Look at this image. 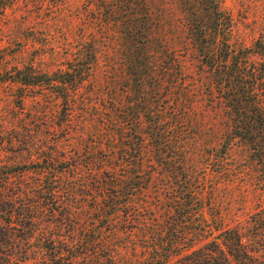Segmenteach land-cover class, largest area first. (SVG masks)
<instances>
[{
  "label": "trees",
  "instance_id": "16d2710c",
  "mask_svg": "<svg viewBox=\"0 0 264 264\" xmlns=\"http://www.w3.org/2000/svg\"><path fill=\"white\" fill-rule=\"evenodd\" d=\"M20 2L0 0V8ZM95 2L97 9L85 11L89 34L64 69L48 75L0 60V86L15 87L14 102L55 100L68 117L101 70L103 36L95 28L119 39L123 71L108 60L112 107L102 121V153L88 158L95 167L78 163L80 154L43 156L42 176L32 183L0 165V264H264V203L246 225L231 227L210 181L233 182L229 156L239 148L264 200V34L236 46L223 0H182V41L166 27L164 41H156L150 0ZM82 198L87 207H78Z\"/></svg>",
  "mask_w": 264,
  "mask_h": 264
},
{
  "label": "rangeland",
  "instance_id": "374dc122",
  "mask_svg": "<svg viewBox=\"0 0 264 264\" xmlns=\"http://www.w3.org/2000/svg\"><path fill=\"white\" fill-rule=\"evenodd\" d=\"M223 2L235 21L232 42L236 46H251L264 34V0ZM149 5L153 13V35L156 41H164L165 27L166 31L180 37L177 42L182 41V0H150ZM89 9H97L95 0H30L29 3L23 0L20 5L6 12L0 8V60L5 59L13 70L33 65L37 71L48 75L64 69L67 58H71V53L76 50L77 42L82 35L86 37L89 34L86 27L91 25L85 14ZM95 31L103 36L99 44L101 70L80 93L82 103L74 117H68L62 103L55 100L40 103L38 99L30 97L19 106L13 99L15 87L0 86V165L14 172L15 179L32 183L39 179L42 176L38 172L42 165L40 157L43 156L49 155L55 159H64L65 156L69 160L74 154H80L85 159L78 163L94 166L93 159L88 158L101 155L104 146L99 138L103 129L102 121L107 116V110L112 107V103L107 102L108 90H105L104 83L107 79L105 70L111 71L107 67L108 60L112 58L117 62L119 74L122 69L120 51L117 52L119 39L96 28ZM181 55H185L183 51ZM182 59L188 72L195 73V63L189 60V55ZM124 89L123 83L119 82L116 90L123 97L126 95ZM132 92L135 103L143 105L142 95L134 90ZM151 92L147 91L146 98L149 101ZM28 94L34 95L33 90ZM158 103L162 108L168 100L160 99ZM197 105L201 107L207 103ZM229 164L233 170V177L230 178L232 183L229 178L223 181L212 175L210 181L215 183L216 201L227 223L231 227L244 226L264 200L255 168L246 160L241 149H232ZM57 166L62 168L64 164ZM210 181L208 187L213 185ZM87 204V199L82 198L78 207H87Z\"/></svg>",
  "mask_w": 264,
  "mask_h": 264
}]
</instances>
